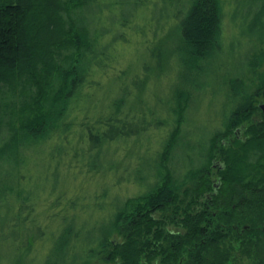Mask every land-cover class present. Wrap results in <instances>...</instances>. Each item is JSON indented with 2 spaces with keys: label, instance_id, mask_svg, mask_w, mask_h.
I'll use <instances>...</instances> for the list:
<instances>
[{
  "label": "trees",
  "instance_id": "trees-1",
  "mask_svg": "<svg viewBox=\"0 0 264 264\" xmlns=\"http://www.w3.org/2000/svg\"><path fill=\"white\" fill-rule=\"evenodd\" d=\"M240 1L264 5V0H169L181 38L180 66L197 70L222 51L224 21L227 16L235 22ZM118 2L0 0V172L14 170L21 177L25 150L42 144L49 163L60 161L66 171L73 166L63 165L65 155L79 160L78 153L87 174L115 172L121 145L140 149L141 137L167 128L156 150L144 149L150 157H139L147 173L136 180L145 189L121 205L115 196L102 224L88 229L80 219L86 209L68 199L47 264H55V254L59 264H91L101 257L119 264H264V112L259 123L247 125L250 105L264 100V47L251 69L260 81L227 116L228 127L206 135L198 153L185 155L180 143L188 101L173 92L172 103L161 111L149 106L141 94L150 79L148 63L128 84L121 83L124 72L117 74L115 96L103 94L106 102L98 103L117 51L108 21L122 18L115 11ZM263 45L264 38L257 46ZM150 53L158 69L163 67L162 50ZM241 78L235 76V89ZM236 125L247 126L244 140L227 133ZM228 135L234 138L229 145L221 141ZM177 160L184 163L181 169Z\"/></svg>",
  "mask_w": 264,
  "mask_h": 264
},
{
  "label": "rangeland",
  "instance_id": "rangeland-1",
  "mask_svg": "<svg viewBox=\"0 0 264 264\" xmlns=\"http://www.w3.org/2000/svg\"><path fill=\"white\" fill-rule=\"evenodd\" d=\"M119 1L115 11L122 18L111 16L112 21H108L110 38L112 34H117V51L113 50L115 59L112 56L111 62H108L111 75L109 79L102 81L103 92L99 93L98 103L103 106L106 102L103 94L110 98L115 96L116 86L120 84V81L117 83L114 80L117 74L124 72L125 79L122 78L121 83L128 84L136 75L142 74L143 65L148 63L151 70L148 71L150 79L148 78L141 94L147 104L155 106L157 111L172 103L170 96L173 92L184 95L188 103L184 112L180 147L186 152L185 155L190 152L198 153L199 145L207 140L208 135L228 127L225 125L227 116H230L232 110L244 101L246 94L251 93L255 84L260 81L251 69L256 64L257 51L264 47L257 46L264 38L263 3L240 1L235 5V22L227 16L224 21V33L218 43L222 51L210 59L202 60L199 69L192 71L179 64L177 56L181 52L182 44L179 32H176L178 28L174 26L175 10L170 6L169 0ZM114 20L116 22H113ZM160 37L162 38L158 44ZM256 46L258 48L255 50ZM161 50L165 54V64L158 69V64L150 52L158 54ZM154 67L157 70L153 71ZM238 74L242 75V78L235 89V76ZM154 103L155 105H152ZM135 107L140 108V105ZM260 114L255 116L257 121L250 116L248 127L251 123L261 121ZM165 129L167 131V128ZM166 131H154L141 137L143 146L140 149L139 144L131 147L127 144L121 145L120 156H115L119 161L118 170L108 172L102 168L100 173L92 175L87 174L85 161L78 153L76 154L79 160L65 155L63 165L73 166L71 171H66L63 166H58L60 161L49 163L46 155L48 146L42 144L28 148V151L26 149L23 154L26 168L21 177L14 176V170L11 171L13 175H7V169L0 172V264H47L50 252H54L58 236L64 227L60 213L69 211L68 199H74L80 209H86L80 219L87 222L88 229H92L97 224H102L103 218L112 212L114 208L111 204L115 202V196L118 198H115L117 203L121 205L126 198L141 193L145 186L139 184L136 179L143 177L147 168L145 163L140 162L139 157L149 158L150 155H146L144 149L149 147L156 150L157 141L166 137ZM244 136L247 137L246 132ZM231 142L232 140H229L228 143ZM77 144H74L76 150L82 149V146ZM19 158L21 159L22 155ZM108 159L114 161L110 156ZM18 162L21 163L17 160ZM17 163L13 168L17 167ZM139 163L141 172L132 174L134 167ZM182 166L184 163L177 160V169ZM56 202L58 204H55ZM113 239L121 240L118 236ZM52 260L55 264L61 263L56 254ZM91 264L119 263L106 262L101 257Z\"/></svg>",
  "mask_w": 264,
  "mask_h": 264
},
{
  "label": "flooded vegetation",
  "instance_id": "flooded-vegetation-1",
  "mask_svg": "<svg viewBox=\"0 0 264 264\" xmlns=\"http://www.w3.org/2000/svg\"><path fill=\"white\" fill-rule=\"evenodd\" d=\"M262 101H264V100H260L259 99V101L257 102V103H253V104H251L250 105V109L251 110H253V112H252V114H251V118L253 119V120H258V119H255V116H256V114H260L261 112H264V103H261ZM260 103V104H259ZM255 108H257L258 110H256ZM259 111H260V113H259ZM260 116H261V114H260ZM238 123V122H237ZM228 131H227V133H230V135L232 134H235L239 139H242V140H244V138L242 137L243 136V134L245 133V131H246V128L243 126H238L237 127V125H236V127H233L232 129H227ZM230 135H228V136H225L224 137V139L222 140V142H224V143H226V144H232L233 143V141H234V139H233V137L232 136H230ZM229 140H232V142L231 143H228L229 142Z\"/></svg>",
  "mask_w": 264,
  "mask_h": 264
}]
</instances>
